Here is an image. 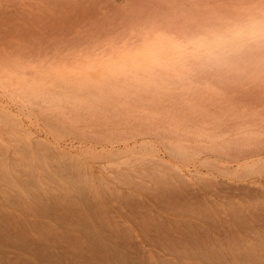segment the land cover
<instances>
[{
	"label": "rangeland",
	"instance_id": "rangeland-1",
	"mask_svg": "<svg viewBox=\"0 0 264 264\" xmlns=\"http://www.w3.org/2000/svg\"><path fill=\"white\" fill-rule=\"evenodd\" d=\"M263 19L0 0V264H262Z\"/></svg>",
	"mask_w": 264,
	"mask_h": 264
},
{
	"label": "bare ground",
	"instance_id": "bare-ground-1",
	"mask_svg": "<svg viewBox=\"0 0 264 264\" xmlns=\"http://www.w3.org/2000/svg\"><path fill=\"white\" fill-rule=\"evenodd\" d=\"M256 19V18H255ZM257 20H259V19H257ZM260 21V20H259ZM263 21H264V19H263ZM262 21V22H263ZM261 22V21H260ZM255 24H257L256 22H255ZM250 34H251V36L252 37H254L255 39H257L258 40V44H262L263 42H260V41H264V26L263 27H261V26H259V27H255V28H251L250 29ZM255 130V129H254ZM254 130H251V131H254ZM250 131V132H251ZM255 132H256V130H255ZM254 132V133H255ZM251 135V134H250ZM249 136V135H248ZM256 136L258 137V134H256ZM256 136H254V137H256ZM252 137V136H251ZM260 137V136H259ZM258 137V138H259ZM258 138H256L257 140H258ZM262 138V137H261ZM251 139V138H250ZM249 139V140H250ZM248 140V139H247ZM252 140V139H251ZM250 140V141H251ZM256 140V141H257ZM250 141H248V144H249V142ZM252 141H254V139L252 140ZM261 142V141H260ZM255 143V145H256V142H254ZM253 143V144H254ZM261 143H263L264 144V142H261ZM260 143V144H261ZM259 144V142L257 143V145ZM260 144L258 145V146H260ZM248 146V145H247ZM254 146V145H253ZM251 147V146H250ZM262 147V146H261ZM248 148V147H247ZM253 148V147H252ZM256 149H257V147H256ZM264 149V148H263ZM261 150V149H260ZM264 151V150H263ZM262 150L261 151H257V152H255V151H253L252 150V152H251V148H250V152L251 153H249V155H250V157H252L253 158V156H255V155H262L261 153L263 152ZM264 153V152H263ZM249 157V156H248ZM250 157H249V159H250ZM261 157V156H260ZM252 160V159H251ZM251 160L249 161V162H251ZM259 160V159H258ZM260 160H262V159H260ZM248 161V160H247ZM253 161V160H252ZM257 161V160H256ZM254 162V161H253ZM252 163V162H251ZM255 163V162H254ZM261 163V162H260ZM251 165H253V164H251ZM250 166V165H249ZM262 166V165H261ZM253 184H254V182H253ZM264 189H262V191H263ZM251 192V191H250ZM259 192V191H258ZM263 193V192H262ZM261 195V194H260ZM253 197V196H252ZM250 199V198H249ZM257 200H258V198H257ZM251 202V201H250ZM249 203V202H248ZM250 205H252V203L250 204ZM256 206H257V204H256ZM253 207V206H252ZM258 207H260V206H258ZM260 209H263V208H260ZM259 210V209H258ZM248 211V210H247ZM253 211V210H252ZM260 211H262V210H260ZM256 212V211H255ZM263 214H264V212H263ZM259 215H260V213H259ZM259 217V216H258ZM258 217H257V220H260V218L258 219ZM262 219L264 218V217H261ZM250 220V219H249ZM264 220V219H263ZM250 222V221H249ZM253 222H251V224H252ZM261 223V222H260ZM254 224V223H253ZM264 226V225H263ZM262 226V227H263ZM255 228H256V226H252V227H250L249 228V231L250 232H252V233H256V230H255ZM261 228V227H260ZM261 233V232H260ZM248 234H249V232H248ZM264 234V233H263ZM260 236H261V234H260ZM252 237H253V235H252ZM250 239V238H249ZM253 242V241H252ZM256 242H257V240H256ZM246 243H247V240H246ZM235 257H238V256H236L235 255ZM234 257V258H235ZM236 259V258H235ZM240 259V258H239ZM245 259H247V261H248V264H256V260L254 259V257L251 255V256H249L248 258H245ZM233 261V263H234V260L232 259L231 260V262ZM237 261H238V259H237ZM237 261H236V264H237ZM231 262H230V264H231ZM239 262L241 263V261L239 260ZM262 262V264H264V261H261ZM232 263V264H233ZM116 264H130L129 262H127V259H125V258H122V257H120L119 255H117V257H116Z\"/></svg>",
	"mask_w": 264,
	"mask_h": 264
}]
</instances>
